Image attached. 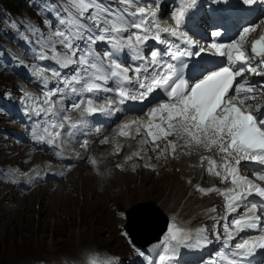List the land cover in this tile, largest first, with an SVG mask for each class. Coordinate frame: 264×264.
<instances>
[{
    "label": "snow or ice",
    "instance_id": "snow-or-ice-1",
    "mask_svg": "<svg viewBox=\"0 0 264 264\" xmlns=\"http://www.w3.org/2000/svg\"><path fill=\"white\" fill-rule=\"evenodd\" d=\"M120 3L126 7L113 8L104 4L102 0H67L64 5L66 15L57 21L62 27L52 34L55 39L45 42L43 47L52 52L51 59L60 67L75 64L79 69L74 70L70 78H61L59 71L52 70V77L60 79L64 88L74 93L109 91L106 85L112 80L115 82V94L119 97L120 104L127 99L144 100L153 92L162 90L166 99L146 113L148 119L132 120L119 125L118 135L129 136L133 128L139 135L143 129L154 144L158 140L176 136L178 140L184 141V147H202L206 151L215 149L217 154L223 155L222 164L217 165L210 157H201V160H208L207 170L210 174L214 173L221 177L222 181H230L233 185L221 193L225 196L228 213L236 211L241 202L250 196H258L264 201V187L239 172L241 161L264 166V112H261L259 105L253 103L264 94V83L257 86L244 77L245 72L264 75V35L252 41L250 53L245 47L246 37L256 30V26L245 27L239 33V38L232 40L231 43L211 44L210 47L215 50L216 55L226 58L227 65L209 71L202 75V78L189 83L182 74L181 60L189 53L161 37L163 33H167L187 44H192L191 39L180 29L185 22L187 10L195 5L196 0H181L180 7L171 13L174 27L163 25L159 21L158 6L153 7L151 4L147 7L141 6L135 0H120ZM244 3L252 4L254 0H244ZM130 29L135 31L124 37L122 33ZM213 35L219 33L214 32ZM149 39L167 45L163 55L167 56L168 60L162 59L159 50H151L147 57L143 54L141 46ZM98 42H106L112 47V51L106 52L104 58L98 56L92 47ZM57 44L63 46V52L56 51ZM125 48L132 52L133 59L142 63L130 68L113 59L116 53ZM47 58L49 57L43 54L40 56V59ZM254 60H258V63L254 64ZM170 61L178 62L179 67L177 63ZM45 71L46 69H38L37 74L47 87L48 77L44 74ZM238 77L241 80H237ZM134 80L138 85V94H131L125 87ZM74 85H80V88ZM63 91L64 89L59 87L55 91H46L42 104L40 97H33L28 92H25V97L33 101L32 107L36 115L43 113L46 117H55L58 113L52 97ZM73 108L80 109L81 105L74 104ZM109 109L111 104L106 108H97L91 101H87L83 111L94 113ZM65 123L70 128H76L82 122L73 121L68 116H63L60 122L49 120L42 129L43 134L37 138L55 144L60 136L58 129H63ZM107 142L108 138L101 141ZM148 142L149 140L144 139L140 143ZM87 145L88 142L85 141L82 147L86 148ZM167 147L175 153L177 142L168 141ZM132 155L139 156L140 153L134 152ZM125 159L131 160L132 156ZM92 163L95 164L96 161L93 159ZM145 166L152 167L147 164ZM217 168L220 171H217ZM253 175L257 181L264 182V167L255 171ZM198 190L205 193L219 191L199 188ZM258 212L264 214V203L259 207L256 203L246 207L244 214L232 221L231 229L225 225L228 240L233 239L234 233L260 228L261 215H258ZM205 232V229H198L194 238L190 231L175 223L170 224L164 237L165 247L163 253L159 255L157 264H170L178 246L189 248L207 246L209 241ZM225 246L227 247V241ZM257 249H264V229H261V234L236 243L230 256L221 255L220 259L224 264H243V260Z\"/></svg>",
    "mask_w": 264,
    "mask_h": 264
},
{
    "label": "rangeland",
    "instance_id": "rangeland-1",
    "mask_svg": "<svg viewBox=\"0 0 264 264\" xmlns=\"http://www.w3.org/2000/svg\"><path fill=\"white\" fill-rule=\"evenodd\" d=\"M53 1L60 9H64V5L57 2V0H53ZM20 13H21L20 16L26 17V20H28L33 26L40 28L42 31H44L45 34L36 35L34 34V28L22 27L21 28L22 31L27 35V37L25 38L24 36H22L21 32L15 31L12 27L8 26L7 24L5 23L0 24V28L2 29V31H5L8 35L13 36L12 38L9 37L8 35H4V33L1 34V37L5 42V48H0V63H6L8 65V70H9L7 73L4 74V78L6 80L5 83L8 86H11L15 89L13 83L16 82V85L23 88L21 89V92L24 96H25V92H28L33 97L41 96L40 98H43L44 97L43 94L46 91L48 90L55 91L56 88L59 87L57 81L60 79L57 80V78L52 77L50 71L47 70L45 71L44 74L50 79L51 83L48 85L47 88L40 87L37 82V70L44 69L41 66V62L42 60L45 59H40V56L42 54L49 57L47 58V60L51 61V55L49 53L50 51L47 48H44L43 45L45 44V42L55 39L52 34L62 27L57 23V21L61 17L60 12H57L55 14L52 13L48 14V12L42 6L39 5L37 0H30L27 6H25ZM48 16H50V18ZM29 42L35 43L36 48H33ZM56 48L59 49L60 44H57ZM4 53L5 55L12 57V62H8L6 58H4L3 56ZM29 62L31 64L38 65L37 68L33 70L34 72H31L28 70L29 68H26V64H29ZM0 70L2 69L0 68ZM61 70L65 72L66 68H61ZM65 77L66 75L64 76V78ZM4 78L3 76L0 75V82H3ZM8 91L11 94H7L4 97V100L8 102V105L10 104L9 108H14V104L19 101L16 100L15 93H13L14 91L11 88L8 87ZM16 91L20 93L18 89ZM21 102L25 104L26 111L34 112L32 107L33 101L22 100ZM16 110L18 109L16 108ZM0 111H4L3 107H0ZM7 114H8L7 110L5 112L0 113V115H7ZM14 116L15 114L12 115V118H8V119L3 118L1 120L2 123H0V128L3 129L6 128L7 129V130L5 129L6 131L12 133L10 138L0 135V163L4 165L11 164L23 168V171L19 174L22 175L23 178L22 180H24V177L27 175L28 170L31 169V165L28 162L22 161L19 158H17L13 154V152L9 150L12 145V141L15 140L17 137H19L20 135L19 132H23L25 130V125L23 126L21 123L18 122L15 123L14 121H10L11 119L14 118ZM11 126H15V127L11 129L10 128ZM175 159L179 160L181 158L177 157ZM175 159L172 161V164L164 163L166 164V168L167 167L170 168V171L164 173H169V172L171 173V175L167 177V180L173 181L174 183L176 182L175 184H179L178 185L179 189L183 191L180 202L175 210L181 212H183L184 210L182 215L186 217V220L188 219L189 221H193V222H198L200 220H203L206 217V212L209 210V207L211 209H214L215 208L214 203L218 202L219 200L214 196H209V197L202 196L199 194V192L195 191L196 185L199 182H202L200 178L201 175H199L201 174V170H198L197 172L198 174L195 173L191 177H186L180 172L181 167L178 166L176 163H174L176 162ZM104 160L105 159H103L102 161ZM188 163H191L189 164L190 166L194 164L192 162H188ZM115 167L118 170H120L117 167V165H115ZM85 168L86 167L84 166L83 168H78L76 170L77 174L75 173V175L72 176L74 178V179L71 178L72 182L64 181L65 184L68 183L66 184V186L68 185L66 187L67 189L65 191L62 190L57 197L62 196L65 198L67 194L72 192L73 189L72 185H75L72 184L73 181L74 182L76 181L77 183H81L82 179H85V178H81L82 175L86 173L87 169ZM49 169L43 175L48 174V172H50ZM143 169L150 170V169H146L145 167H143ZM163 175H167V174H163ZM127 177L128 176H125V178ZM145 177H148V175L142 176L141 179H144ZM153 178L154 177H152V179ZM127 179L131 183L137 182L138 185L141 184L139 177L136 178V181L134 180V178L131 177H128ZM183 182L186 186L183 184ZM187 182L188 184H186ZM203 182L205 184L206 180L204 179ZM61 184L62 182L58 183V185ZM48 185H50V191L52 190L54 191L57 188L56 187L57 184L54 185L53 183H49ZM84 186L85 185H82L83 188ZM2 188L4 187L2 186V182L0 181V246H1L0 249H1V257H2L1 264H39L42 261H46L49 264H55L50 262L59 261L63 257H67L68 255L69 257H76V258L79 257L78 258L79 260L81 259L83 260L85 257L84 250L88 248H93L94 246H95L94 248L101 249L100 251H97L95 254L101 253L105 255L104 257H102V259H106L110 255L119 256V257L123 256L124 264H128L126 263L127 259H125V257L129 256L135 259L140 255H142L143 257H141V260L143 261V264H154V260L149 258L146 253L142 252L143 251L142 248L136 246L128 239V241L130 242L129 244L122 233L123 227L126 228V226L128 225V221L127 218L124 217V213L134 204H138L142 202L144 203L143 206H141V208L143 209L144 208L158 209L162 213L164 214L167 213L166 215H169V213L166 210H164L163 208L161 209V206L158 204L159 200L154 195H151V193L137 192V194L133 198H130L131 200L124 202L121 205H117L115 202L114 203L112 202V198L114 196V192L118 190L119 187L118 189L117 187H115L112 191H110L111 193L109 192L107 194H104L99 191L100 189L98 186L99 190L93 188L92 191L94 192L97 191L96 193L105 195V197H109L110 195L113 194L112 196H110V200L108 199V201H110L109 203L111 204L109 203L104 204V207L103 206L99 207L96 211H94V213L91 216L89 214L88 216L87 214L81 213L79 209H75L73 211H70L69 214L70 216L68 218L66 217L65 219H63V218L54 217L56 218V220L58 219L59 222L58 225L55 226L53 223H50V225L46 227L41 225L40 223V219L43 215L41 208L43 205H46L51 209L53 204H56V202L53 201L54 194L51 195L48 190H44L43 192H40V190H38L29 199H24L25 196L23 195L21 196V193L19 194L15 190H10L9 188L5 189L6 192L8 191L12 193L15 192L17 196L20 195V197H18L20 199L19 203H16L12 199L8 200L6 197L4 198L5 192L3 191L4 189L2 190ZM17 189L22 192H27L22 188V186H19ZM86 194L91 195L88 192H86ZM71 197L77 198L78 203L82 202L81 200L83 196H79L80 197L79 198L77 197V195L72 194ZM188 197H190V199L186 204V200ZM58 199L59 198H56V201H58ZM6 203H8V205ZM6 209H9V211L10 209H12L11 215L12 218L14 219L13 221L10 222L8 221L7 216L9 214L8 213L4 214V211ZM161 212L159 213L161 214ZM187 212H189L188 213L190 214L189 216ZM98 213H100L102 216ZM112 218L114 219L122 218L119 220L124 221V224L121 225L120 223L116 222L115 225H112L110 223V219ZM97 221L102 222L100 229L95 228V224ZM85 238H90L91 241H86ZM79 247L81 248V250ZM156 249L158 251L160 247H157V245L151 247V250H156ZM80 256L81 257L83 256V258H81ZM73 261L75 260H69L67 264H70ZM133 263L140 264L137 261H133Z\"/></svg>",
    "mask_w": 264,
    "mask_h": 264
},
{
    "label": "bare ground",
    "instance_id": "bare-ground-1",
    "mask_svg": "<svg viewBox=\"0 0 264 264\" xmlns=\"http://www.w3.org/2000/svg\"><path fill=\"white\" fill-rule=\"evenodd\" d=\"M96 45H97V48H96L97 53L104 57L105 50L103 48L102 42H98ZM74 70H76L75 64H73L69 68H66V70L64 72V74L66 75L65 78H70L74 74ZM34 78H35V76H34ZM37 82H38L40 87H44V88H47L48 85L51 83V82H48L47 87H45L43 82L40 80L38 74H37ZM57 82L59 84V88L64 89V91L59 92L55 96L52 97V100L56 103V109L58 108V104L60 102L64 101V99H65L64 96L72 93V91L70 89L64 88V85L61 83V80H58ZM13 85L15 86L16 90L18 89L19 91H21V89H23L20 86L16 85V82L13 83ZM38 93H39V91H38ZM21 101L15 103L14 107L18 108L22 115L15 114L14 118L11 119L10 121H14L15 123L16 122L21 123L23 126L25 125V130L23 132H19L20 133L19 137H17L15 140L12 141V145H11L9 150L11 152H13V154L17 158H19L20 160L28 162L31 165V168L33 167L35 162H37L38 165L32 169L30 174L27 173V175L24 177V180H22L20 182L15 180V179H8L7 181H3L0 179V181L2 182V186L4 187V188H2V190L4 189L3 191L5 192L4 198L6 197L8 200L12 199L16 203H19L20 199L18 197H20V195L17 196V194L15 192L14 193H12L10 191L6 192L5 189L9 188L10 190H15L19 194L21 193V196L22 195L25 196L24 199H29L38 190H40V192H43L44 190H48L51 195L54 194L53 195L54 196L53 201H55L56 204H53L51 209H50V207H47L46 205H43L41 208L42 214H43L41 219H40L41 225L47 227L50 225V223H53L56 226L59 224L58 219L56 220L57 217L63 218V219H65L66 217L68 218L70 216L69 215L70 211H73L75 209H79V211L81 213H84L87 215L89 214L91 216L94 213V211H96L99 207H101V206L104 207V204H108L110 202V201H108V199L110 200V196L113 195V194L112 195L109 194L110 195L109 197H105V195L96 193L97 191L96 192L92 191L93 188L98 189V186L100 189V190L99 189L98 190L104 194L109 193L115 187H117V189L119 187L118 190H116V191L114 190L115 192H114V196L112 198V202L113 203L115 202L117 205H121L122 203L131 200L130 198H133L137 194V192H141V193L149 192V193H151V195H154L159 200L158 204L161 206V209L163 208L170 215L176 214L178 217H181L183 220H186V217L184 215H182L184 210H183V212L175 210L176 207L178 206L179 202H180L183 191H181L179 189V187H178L179 184H175L176 182L174 183L173 181L167 180V177H169V175H171L170 172L164 173V172L170 171V168L169 167L166 168V164H164V163L169 162V164H172V160L167 159V158H160L157 153L149 152V155H146L145 157L141 156L140 158H138V160H136V158H132L131 160L125 161L124 157L131 155V154L123 155V156H113L111 154L110 149H99V150H93L87 154V157L89 159H91V160L94 159L95 161H99L101 163V165L97 166L96 169L92 168L91 164L89 162L79 163L76 166H74L72 169H69L68 166L62 160L57 159V152L54 148L53 149L51 148L50 153H47V152L42 150V148L44 146H40L37 144V136L43 134L42 129L46 126V124L49 120H52L50 118L51 116L46 117L43 113H41L38 116L35 114V112H28L25 109V104ZM40 103L41 104L43 103V98H41ZM11 104H13V103H11ZM14 127L15 126H11L10 128L13 129ZM50 131H57V129H50ZM7 132L9 133V131H7ZM16 148H18V149H16ZM142 150H143V152L141 154H144L145 153L144 148H142ZM129 151H131V149H129ZM156 156L159 158H155ZM175 156H180V155L176 154ZM103 159H105V160L102 161ZM188 162H192L195 165L190 166V165H188ZM174 163H176L178 166L181 167L180 172L183 175H185L186 177H191L195 173L198 172V169H196V168H197V165L199 164V162H198V158L196 156L192 155V156L187 157V156L183 155L180 160H177ZM146 164L156 165V168L155 169L148 168L145 166ZM189 164H191V163H189ZM115 165H121L123 168L121 169V167H118L120 169V170H118L115 167ZM7 166H15V165L9 164ZM84 166L86 167L85 169H87V170H86V173H84L81 178H85V179H82L81 183H77L76 181L75 182L73 181L72 184H75V185H72V187H73L72 192L67 194V196L64 195L65 198L62 196L57 197L62 190L65 191L67 189L66 187L68 185L66 186V184H68V183L65 184L64 181L65 182L66 181L72 182L71 178L74 179L72 176L75 175V173L77 172L76 170L78 168H83ZM49 167H50V169H49ZM143 167H145L146 169H150V170H144ZM48 169L50 170V172H48V174H46V175H43ZM17 170H18V173H21L23 171V168H21L20 166H17ZM37 170H39V171H37ZM82 170H84V169H82ZM83 172H85V171H83ZM163 174H167V175H163ZM145 175H148V177L141 179L142 176H145ZM199 175H201V174H199ZM125 176L134 178L135 181H136V178L139 177L141 184L138 185L137 182L131 183L127 179L128 177L125 178ZM152 177H154V178L152 179ZM48 178H51V180H47ZM157 178H160V179H157ZM30 179L35 180V183L33 185L29 184ZM186 180H187V178H186ZM59 182L60 183L62 182V184L58 185ZM184 182H183V184H184ZM49 183H53L54 185L57 184L56 190L50 191V185H48ZM186 184H188V182ZM189 184H190V181H189ZM82 185H85L84 188L82 187ZM19 186H22V188L24 190H26L27 192H22V191L18 190L17 188ZM191 186H192V184H191ZM3 191H1V192H3ZM193 191H194V189H193ZM86 192L90 193L91 195H89V194L87 195ZM72 194L77 195V197L83 196V198L81 200L82 202L78 203L77 198L71 197ZM56 198H59L58 201H56ZM189 199H190V197L187 198L186 204H187ZM6 204L8 205V203H6ZM109 204H111V203H109ZM134 205H132V206H134ZM10 207H11V205H10ZM11 210L12 209H10V211H9V209H6L4 211V214L5 213L9 214L7 216V219L9 222L14 220L12 218V215H11L12 214ZM188 213L189 212H187V214ZM98 214H100V213H98ZM189 215L190 214H188V216ZM54 217H56V218H54ZM122 218H123V216H122ZM122 218H119V219H122ZM119 219L112 218V219H110V223L112 225H115L116 222H118L121 225H123L124 221L119 220ZM98 221L95 224L96 229H100L101 225H102L101 224L102 222H98ZM127 221H128V219H127ZM155 226L156 225H155L154 221H146V222L144 221L138 227L139 229H137L138 230L137 232H138V234H140V236H142L144 234L149 235V234H152V232H150V231L153 230V232H156L158 230V225H157V228H155ZM166 234L167 233H165L163 235L162 239H164ZM85 240L91 241L90 238H85ZM158 244H159V241L152 243L150 246H148L145 249L151 250L152 246H155ZM83 245H86V244H83ZM94 247L84 250L85 251L84 254L88 253L89 255L94 256L93 255L94 253L101 250V249H97ZM83 249H85V248H83ZM80 250H81V248H80ZM84 254H83V256H84ZM64 256H65V253H64ZM83 256L82 257L80 256V257L83 258ZM104 256L105 255H103L101 253L96 254V258L99 261H101L102 257H104ZM78 258L69 257V255H68L67 257H63L59 261L50 262V263L67 264V262L69 260H75L76 261V260H79Z\"/></svg>",
    "mask_w": 264,
    "mask_h": 264
},
{
    "label": "trees",
    "instance_id": "trees-1",
    "mask_svg": "<svg viewBox=\"0 0 264 264\" xmlns=\"http://www.w3.org/2000/svg\"><path fill=\"white\" fill-rule=\"evenodd\" d=\"M23 5H24V0H0V21L12 24L14 20H17V17L19 15V13L21 12ZM149 211L152 213H149ZM132 214L135 216L134 225L137 224L139 221H142L143 218H145L147 216H151V214H157V216L159 217L158 230L162 227V225L164 223V219H165L159 213V211L157 209H153V208H147V209H144L142 211H135V212L131 213V215ZM131 225L133 226V224H131ZM154 234H155V232L153 233L152 236L149 235L150 237H147V239L152 238L154 236ZM0 248H1V246H0ZM1 260H2V257H1V249H0V264L2 263Z\"/></svg>",
    "mask_w": 264,
    "mask_h": 264
},
{
    "label": "water",
    "instance_id": "water-1",
    "mask_svg": "<svg viewBox=\"0 0 264 264\" xmlns=\"http://www.w3.org/2000/svg\"><path fill=\"white\" fill-rule=\"evenodd\" d=\"M143 204L144 203L140 202V203L135 204L134 206H132V207H130L129 209L126 210V213H127V216H128V225L126 226V229H127L128 233L130 235V238H131L132 242L137 244V245H142V246L143 245H149L151 242L159 239L161 234L164 232L163 228L166 227V225H167V218L163 214L162 216L165 217L164 223H163L162 227L157 232H155V234H154V236L152 238H148L147 239V237H150V236L153 235V233H154L153 230L150 231V232H152V234H149L150 236L147 235V234H144V235L140 236V234H138V232H137L138 231L137 229H139L138 227L144 221L145 222L146 221H154V223L156 225L155 228H157V225L159 227V217L157 216V214H151V216H147V217L143 218L144 220L142 219V221H139L137 224H135L136 226L134 225L135 216L133 214L131 215V213H133L135 211H142L144 209H147V208H144V209L141 208V206H143ZM149 213H152V212L149 211ZM131 224H133V226Z\"/></svg>",
    "mask_w": 264,
    "mask_h": 264
}]
</instances>
